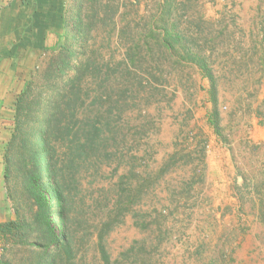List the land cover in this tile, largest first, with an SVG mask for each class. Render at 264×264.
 Masks as SVG:
<instances>
[{
  "label": "rangeland",
  "instance_id": "374dc122",
  "mask_svg": "<svg viewBox=\"0 0 264 264\" xmlns=\"http://www.w3.org/2000/svg\"><path fill=\"white\" fill-rule=\"evenodd\" d=\"M77 3L64 0L60 37L67 32L77 54L82 37L84 61L102 68L87 103L103 93L101 81L130 95L113 110L116 157L98 175L102 186L129 190L123 220L105 236L112 264H264V0H171L163 15L162 0H83L80 21ZM164 25L180 35L168 53L158 41ZM184 50L209 70L215 106L210 78ZM68 53L40 54L29 75L42 91L29 103L48 96L51 64L62 69L52 81L72 76ZM86 182L77 191L89 203ZM0 196L8 207L3 184ZM77 214L74 205L67 211L72 221ZM35 256L27 245H0V264H34Z\"/></svg>",
  "mask_w": 264,
  "mask_h": 264
},
{
  "label": "trees",
  "instance_id": "16d2710c",
  "mask_svg": "<svg viewBox=\"0 0 264 264\" xmlns=\"http://www.w3.org/2000/svg\"><path fill=\"white\" fill-rule=\"evenodd\" d=\"M82 2L78 0L76 4L77 21L81 20ZM159 6L162 15L173 8L171 0H162ZM64 33L48 49L52 53L69 52V58L76 56L72 76L62 85L52 81L62 69L52 71L51 64L44 73L48 96L29 103L34 89L38 94L42 91L31 72L14 101L12 125L2 152L3 191L11 215L0 221V245L29 246L36 254L34 264H89V252L102 264H112L105 236L123 220L121 204L128 199L129 190L121 182L102 186L98 179L103 168L111 166L116 157L113 150L118 132L113 110L121 112L130 95L125 89L116 94L114 90L107 92L101 81L103 93L94 94L87 103L91 92H98L100 81L95 76L101 75L102 68L84 61L82 37L77 41L78 54L69 51L65 43L67 32ZM179 38L174 28L164 25L158 41L168 53ZM186 51L210 78V100L215 106L217 92L209 70L201 58ZM104 103H108V110L103 109ZM33 106H39L40 110L35 112ZM83 182L93 190L94 197L89 203L77 191ZM72 205L78 210L74 221L67 216ZM83 208L97 217L89 220Z\"/></svg>",
  "mask_w": 264,
  "mask_h": 264
},
{
  "label": "crops",
  "instance_id": "0c3cea01",
  "mask_svg": "<svg viewBox=\"0 0 264 264\" xmlns=\"http://www.w3.org/2000/svg\"><path fill=\"white\" fill-rule=\"evenodd\" d=\"M63 20L64 0H0V188L14 101L37 58L62 34ZM6 207L0 202V221Z\"/></svg>",
  "mask_w": 264,
  "mask_h": 264
}]
</instances>
